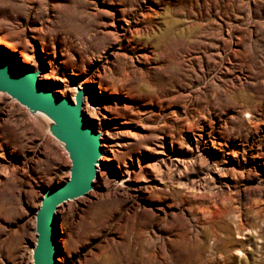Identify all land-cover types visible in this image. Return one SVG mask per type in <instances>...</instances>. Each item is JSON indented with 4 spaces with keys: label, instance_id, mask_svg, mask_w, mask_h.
I'll return each instance as SVG.
<instances>
[{
    "label": "rangeland",
    "instance_id": "rangeland-1",
    "mask_svg": "<svg viewBox=\"0 0 264 264\" xmlns=\"http://www.w3.org/2000/svg\"><path fill=\"white\" fill-rule=\"evenodd\" d=\"M0 56L86 90L103 134L56 264H264V0H0ZM50 123L0 93V264H33L69 177Z\"/></svg>",
    "mask_w": 264,
    "mask_h": 264
},
{
    "label": "water",
    "instance_id": "water-1",
    "mask_svg": "<svg viewBox=\"0 0 264 264\" xmlns=\"http://www.w3.org/2000/svg\"><path fill=\"white\" fill-rule=\"evenodd\" d=\"M40 71H31L17 61L0 56V93L40 114L51 123L48 131L62 144L70 160L66 181L42 189L40 207L35 211L36 241L32 246L33 264H56L61 247L57 234V210L67 201L83 197L93 189L101 164L100 133L83 112L86 90H78L74 100L62 97L38 80ZM103 169V166H102Z\"/></svg>",
    "mask_w": 264,
    "mask_h": 264
},
{
    "label": "bare ground",
    "instance_id": "bare-ground-1",
    "mask_svg": "<svg viewBox=\"0 0 264 264\" xmlns=\"http://www.w3.org/2000/svg\"><path fill=\"white\" fill-rule=\"evenodd\" d=\"M22 62L24 63V64H27L28 62H27V60H26V58H23L22 59ZM72 100H74V96L72 97ZM84 105L85 106H88V102H87V98H86V96H85V98H84ZM102 133L100 132V136L102 137ZM102 156V155H101ZM104 160V157L102 156L101 158H100V162H101V164H97L96 165V167H97V171H98V173H100L101 171H102V166H103V161ZM94 192V189H92L90 192H88V194H90V193H93ZM84 197H79V198H76V199H74V200H70L69 202H76V201H78V200H80V199H83Z\"/></svg>",
    "mask_w": 264,
    "mask_h": 264
}]
</instances>
